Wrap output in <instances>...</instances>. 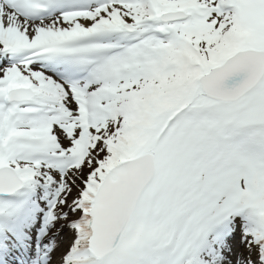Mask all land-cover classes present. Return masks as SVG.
<instances>
[{"label":"snow or ice","instance_id":"snow-or-ice-1","mask_svg":"<svg viewBox=\"0 0 264 264\" xmlns=\"http://www.w3.org/2000/svg\"><path fill=\"white\" fill-rule=\"evenodd\" d=\"M0 264H264V0H0Z\"/></svg>","mask_w":264,"mask_h":264}]
</instances>
